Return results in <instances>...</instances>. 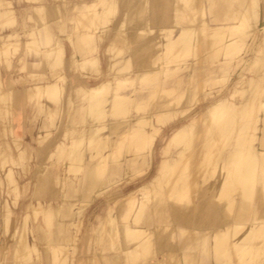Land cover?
<instances>
[{"label":"rangeland","instance_id":"rangeland-1","mask_svg":"<svg viewBox=\"0 0 264 264\" xmlns=\"http://www.w3.org/2000/svg\"><path fill=\"white\" fill-rule=\"evenodd\" d=\"M228 1L0 0V264H130L144 260L153 253L156 255L155 260L162 259L168 250L173 251L178 264H190V260L195 264L211 263V257L202 259L199 256L200 262L195 261V255L198 254L196 251L203 244L202 241L209 243L210 238L187 234V231L178 225L171 208L186 211L184 214H176L181 218L186 217L184 215L188 214L187 211L192 208L194 202L199 204L196 200H200L202 195L205 196L206 192H209V185L220 181L221 169L224 173L226 168H220L221 171H218L214 159L216 155L219 156L221 148L224 147L223 153L232 149L235 144L238 134L235 132L229 135L231 123L225 121L226 118H220L223 119L221 121L218 117L219 121L213 119L214 122L207 124L208 127L205 124L189 138L187 135L183 137L181 142H187L188 145L185 143V153L177 156L179 159L184 154L182 164L178 166L176 163V167L181 166L179 169L180 172L183 170L185 179L181 174L177 175L176 169H172L177 175L174 180H178L177 184L173 185V179H167L166 184H161L158 189L155 187V192L143 191L141 187L149 183L157 173L158 177L162 176L166 167L160 168L161 162L165 163L162 159L176 157L177 151L183 150L185 145L180 143L176 146V141L172 142L170 139L174 131L191 122L220 99H226L233 103V106H239L253 97L255 104H251L252 101L246 102L248 107L252 106L250 109L246 107L247 111H253L252 113L257 115L254 116L255 119L258 117L256 123H252L253 126L258 127L259 116H264V107L260 103L264 101V52L260 53V50L264 49V0H244L243 5L242 0ZM200 7L204 11L202 14L198 11ZM255 10L258 12L257 16L254 15ZM92 12L94 16L91 19L87 14ZM242 12L245 16L246 12L248 14L243 25L240 22L245 18ZM235 23H240V27H243L232 30L234 32L222 31L219 38L221 40L224 35L223 41L217 40V37L211 38L215 32H210L211 36L207 39V26ZM197 26H200L201 30L191 32L193 34L186 40L188 43L190 39L191 45L189 42V45L183 46H187V49H179L180 44L176 45L178 47H167L169 37L179 33L182 28ZM83 33L92 34L91 37L88 34L90 38H87ZM34 35L38 39L36 42L32 41ZM30 41L31 45L27 44ZM232 43L237 45V48H230ZM40 48H53L57 55L59 48L62 52L56 59L53 53L50 57L41 54ZM258 57L261 60L256 62ZM84 59L87 61L81 65ZM35 61L38 64H34ZM51 62L56 64L52 68ZM30 71H42L44 76L40 77L38 73L35 74L36 77L28 76ZM1 75L8 80L9 86L23 87L24 93L7 91L9 88L3 86ZM68 75L80 76L79 79L86 81L87 86L101 81L107 83L106 89L102 87L103 91L98 87L101 94L97 91L103 98V102L100 101L101 109L96 111V108L92 111L93 115L89 110L87 112L89 116H95L94 120L84 112L88 103L85 93L78 96L70 86L72 83ZM11 77L13 80L9 81ZM49 81L56 86L66 81L65 84L70 90L61 88L52 98H46L39 90H35L38 92L35 97L31 94L33 91L30 92L32 97L27 95L34 84ZM115 92L119 97L125 95L120 99L123 107L120 111L116 109V113L115 110L108 111L110 97ZM97 100L99 99H96V103ZM257 101L260 108H256L255 112H258L255 114ZM19 112L24 127L22 136L15 134L12 129V126H15L12 118L18 117L16 114ZM158 112L167 115L162 123L155 120ZM142 116L149 117V121L144 120V125L147 123L148 126L136 123ZM242 119L239 114L235 117L237 122ZM251 120L255 122L253 117ZM107 122L124 123L120 128L128 123L135 124L146 136L150 134V137L147 136V139L145 136V139L138 141L133 132L131 134V131L125 128L124 136L123 130L119 132L117 129L116 132L120 135L118 133L117 136L104 138V128L99 130L100 137L98 135L89 144L90 139L86 131L89 124L102 127ZM194 124L197 125V121ZM255 131H252L255 138L252 142L249 141L252 149L264 148V143H259L264 137L259 136L258 129ZM228 139L230 140L225 146ZM148 149L151 150L150 153ZM202 150L205 153H202ZM250 152L248 151L247 155L251 156L252 151ZM109 153L112 155L107 157ZM148 155L151 157L149 166L146 163L134 164L141 162V159L145 156L147 158ZM260 155L259 153L253 156L254 162H259L253 170L257 181L247 196V202L246 197L245 200L240 198V202L243 200L245 203L244 210L239 212L242 215L247 214L259 205L260 211H256L257 215L260 214L259 217L264 219V170L262 161H259ZM245 161L247 160L244 159ZM87 163L89 166L96 165L94 172L89 176H85L83 171V165ZM198 166L200 170L194 174ZM235 170L229 169L227 172L231 174ZM190 173L194 175L188 178V189L182 186L181 181L184 180L185 185V174L188 177ZM173 174L174 172L171 176ZM88 179L92 181V186L86 188L83 181L86 183ZM230 186L225 190H231V193L223 190L222 196L223 193L226 196L221 198V193L219 196H213L215 189L212 190L214 192L207 193L205 197H208L209 204L203 209L205 223L211 222L210 224L216 226V213L220 206L228 202V194L238 197V188L235 184ZM176 187L181 190L176 191ZM130 195L136 198L133 203L142 196L148 198L145 204L143 202L146 213L141 209L144 214H140V222L130 224H146L145 226L150 228L127 244L123 229L133 217L137 204L135 202L134 206L132 201L129 203ZM256 196L262 199L260 203L254 201ZM154 201L159 207L157 214L155 211L151 214L150 211ZM245 205L248 207L245 208ZM231 207L233 209L231 208L230 214H233L235 205ZM137 213L134 212L136 218ZM148 213L153 217V221ZM146 214L150 220L145 219L148 218ZM193 214L194 210L192 216ZM149 221L152 223L147 226ZM106 224H114L117 228V235L112 242L108 231L105 233L104 230L107 227L111 229L112 226ZM143 241L148 243L149 253L147 249L144 250L142 257H128L119 250L115 251L118 244L124 249ZM113 242L115 249L112 247ZM227 243L228 246L232 245L231 241ZM227 243L224 241L220 245L223 248ZM228 246L224 245L225 249L221 250V255L220 251L218 252L219 259L226 264H240V259L245 264H264V247L262 253L261 249L257 252L261 243L252 246L251 243L247 244L244 251L239 249L243 253V257L240 253L239 259V252L236 250L238 246L233 245L232 249ZM141 248L145 247L142 245ZM247 248L250 249L246 253ZM187 253H192V256L185 257Z\"/></svg>","mask_w":264,"mask_h":264},{"label":"bare ground","instance_id":"bare-ground-1","mask_svg":"<svg viewBox=\"0 0 264 264\" xmlns=\"http://www.w3.org/2000/svg\"><path fill=\"white\" fill-rule=\"evenodd\" d=\"M186 1V0H185ZM217 1V0H216ZM219 2H220V0H218ZM228 1V0H227ZM243 1L244 0H242V5H243ZM226 2V1H225ZM229 2V1H228ZM227 2V3H228ZM221 3L223 4V2L221 1ZM90 4V3H89ZM74 5V4H73ZM90 6V5H89ZM224 6V5H223ZM199 8V7H198ZM15 10V9H14ZM244 10V9H243ZM189 11V10H188ZM191 11V10H190ZM199 11V13L200 14H202L204 11H203V9H202V7H200V9L198 10ZM193 12V11H192ZM195 12V11H194ZM243 14L242 15H244L245 16V14H244V12H242ZM257 10H255L254 11V15H256L257 16ZM92 14V15H91ZM87 15H89L88 17L90 18L91 17V19L93 18V12L92 13H88ZM87 15H86V17H87ZM91 15V16H90ZM228 16H229V14H227ZM83 16L85 17V13L83 14ZM246 16H248V14H247V12H246ZM246 16H245V18H242V21L240 20V22L242 23V25H243V22H244V19H246ZM80 17H82L81 15H80ZM230 17H231V15H230ZM241 17H243V16H241ZM88 18V19H89ZM232 19V18H231ZM63 21V20H62ZM158 21V20H157ZM246 23L247 22H245V25H246ZM216 24V23H215ZM239 24V25H238ZM58 25V24H57ZM241 25V27H243ZM238 26L240 27V23H235V24H228V25H225V24H220V26H216V27H206V32H215V33H212V36H211V33L209 34V33H206L207 35V39H208V37H210L211 36V38L212 39H214L213 37H217V38H219V36H221L222 35V31H229V32H231L232 30H234V31H236V29H241V27L240 28H238ZM60 28V27H59ZM64 29H65V27H64ZM59 30V29H58ZM199 31V30H201L200 29V26H197V27H194V28H190V27H185V28H182L181 30H179V33H176L173 37H169L168 38V40H167V43H166V45H167V47H169V48H171V47H173V46H176V45H181V47L179 48V49H183L184 47H185V45H187L191 40L189 39V42L187 43V41H188V38L190 37V35H192L193 33H191V32H196V31ZM219 30V31H218ZM234 31H232V32H234ZM61 32V31H60ZM218 32V33H217ZM57 33V32H56ZM220 33V34H219ZM34 33H32V35H33ZM85 36L87 35V38L89 37V35L88 34H90V37H91V34L92 33H83ZM197 34H198V32H197ZM217 34V35H216ZM223 34H226V33H224L223 32ZM230 35H232L233 33H229ZM195 35V34H194ZM196 36V35H195ZM89 37V38H90ZM226 37H227V35H226ZM66 38V37H65ZM224 38V35L222 36V39ZM55 39V38H54ZM60 39V38H59ZM86 39V38H85ZM221 39V40H222ZM227 39V38H226ZM187 40V41H186ZM209 40V39H208ZM217 40H220V38L219 39H217ZM220 40V41H221ZM234 40V39H233ZM33 42H36V41H38V39L35 37V35H34V37H33V40H32ZM62 41V40H61ZM215 41H216V38H215ZM223 41V40H222ZM185 42H186V44H185ZM210 42H212V40L211 41H209V43ZM231 42H233V41H231ZM230 42V43H231ZM30 43H32L31 41L30 42H27V44H29V45H31ZM184 43V44H183ZM190 45H191V42L189 43ZM188 44V45H189ZM229 44V43H228ZM227 44V45H228ZM226 45V46H227ZM184 46V47H183ZM36 47H38V46H36ZM75 47V46H74ZM176 47H178V46H176ZM183 47V48H182ZM232 47H235V48H237V45H235V44H233L232 43V46H230V48H232ZM188 47L186 46V48H184V49H187ZM191 48V47H190ZM189 48V49H190ZM226 49V48H225ZM227 49L229 50V46L227 47ZM40 50V52H41V54H43V55H45V56H47V57H50V56H53L51 53H53L54 55H55V58L57 59V57L59 56V54H61V48H59V52H58V55H57V53L54 51V49L53 48H47V49H42V48H40L39 49ZM233 50V49H232ZM232 50H230V51H232ZM52 51V52H51ZM264 52V49H261L260 50V53H263ZM75 54V53H74ZM81 54V53H80ZM79 55V54H78ZM82 56V55H81ZM259 56V55H258ZM76 57V56H75ZM257 58V57H256ZM51 59H52V57H51ZM261 60V58L260 57H258V59H256V62L257 61H260ZM86 61H87V59H84L83 60V62L81 63V65H84L85 63H86ZM253 62V61H252ZM36 62H34V64H35ZM37 64H38V62H37ZM56 64H54L53 62H51L50 63V66H51V68L52 67H54ZM38 73V76H40V77H43L44 76V72H37ZM37 73L36 72H29L28 73V76H34L35 74L37 75ZM40 74V75H39ZM36 75L34 76V77H36ZM78 76V75H77ZM125 80V79H124ZM61 82V81H60ZM65 83H66V81H65ZM65 83H62L61 85L60 84H58L57 86L55 85V83H53V82H46V83H44V84H34V86H32V88H31V90L29 89L28 91V93H27V95L29 96V94H30V92L31 91H33V92H31V94L33 93L34 94V97L36 96L35 95V93H36V91L37 90H39V92H42V94L44 93V95L46 96V98L49 96H51V98L53 97V95H55V94H57L58 92H59V89H64V90H70V88L67 86V84H65ZM69 83H70V81H69ZM106 82L105 81H101V82H99V83H97V84H95V85H92V86H87L86 85V82H79V83H72V84H70V86L71 87H73L74 88V90L77 92V94H78V96H80V94H84L85 93V95H86V99H87V105H86V110L84 111V112H88V110H89V112H91V115H93L94 113H92V111H95V109H96V111H98L99 109H101L100 108V106H101V103L103 102L102 100H103V98H102V96L100 97V94L102 93V92H100V91H103V89H102V87L104 88V89H106V85H107V83L105 84ZM105 84V85H104ZM257 84V83H256ZM244 85V84H243ZM263 85V84H262ZM101 86V87H100ZM100 88V91H99V88ZM254 87V86H253ZM245 88V87H244ZM259 88H261V87H259ZM262 89V88H261ZM10 89H8L7 91H9ZM36 90V91H35ZM68 90V91H69ZM254 90V89H253ZM25 91V90H24ZM35 91V92H34ZM97 91H98V93H100V94H98L97 93ZM63 92V91H62ZM81 92H83V93H81ZM96 92V93H95ZM258 92H261V91H258ZM38 93V92H37ZM36 93V94H37ZM97 94V95H99L98 97H96L97 95H95V94ZM254 93V92H253ZM30 94V95H31ZM67 94V93H66ZM95 95V96H94ZM70 96V95H69ZM123 96H125V95H120V97H119V94L117 93V92H115V93H113L112 94V96L110 97V107H109V109H108V111L109 110H111V111H114L115 110V113L117 112V110L118 111H120L121 110V108L123 107V105L120 103V99H121V97H123ZM259 96V95H258ZM29 97H32V95L31 96H29ZM67 97V96H66ZM96 97V98H95ZM99 99V100H97V102L98 103H100V101H101V103L100 104H98V103H96V99ZM227 98V97H226ZM49 99V98H48ZM95 99V100H94ZM102 99V100H101ZM254 99L255 98H253V97H250L249 99H247L245 102H243V103H241L239 106L238 105H236L235 104V106H233V103H230V102H228L226 99H220L219 101H217V103H215V104H213L212 106H210L209 108H207L206 109V111L205 112H203L202 114H200L199 116H197V117H195L191 122H189L188 124H185V125H182V126H180V127H178L175 131H174V133L171 135V137H170V139H171V141L172 142H175L176 143V146H178L180 143H182V146H184L185 145V143L187 144V142H181V140L183 139V137L184 136H188V138L192 135V134H194V133H196V131L198 130H200V127H202L203 125H210V124H212L213 122H214V120L215 121H219V119L220 118H226V120L225 121H227V122H229V123H231V125H230V127H231V132L229 133V135L231 136L232 135V133H235V132H237V134H238V136L235 138V144L233 145V148L232 149H230V150H227L226 152H223L222 153V149L224 148H221V150H219V153H218V155L220 156H215L216 158L214 159L215 161V168H218L219 170L218 171H221L222 170V174H221V177H220V181L216 184L215 182L214 183H212V184H210L209 185V189L207 188V190L209 191V192H206V194H205V196L207 195V193H211V192H214V191H212L213 189H215V193L213 194V196L215 195H217V196H219L218 194H220L221 193V196H220V198L221 197H223L224 195L226 196V194L225 193H223V196H222V192H223V190L224 191H226L227 193H231V190H230V192L229 191H227V190H225V189H227L226 187H231L230 185H234L235 184V186L238 188V192H236V194L238 195V197L237 198H235L234 197V194H231V195H229L228 194V196H227V198H228V202L226 203V204H224V205H222V206H220L218 209H219V211H217V213H216V216H217V221H216V223H215V225L216 226H213L212 224H210V223H205L204 222V220L205 219H203L204 218V216H203V209H204V207H206L207 206V204H209L208 203V201H209V199H208V197H207V199H206V197L204 196V195H202L201 197H200V200H199V198H198V200H196V201H198L199 202V204H197V202H194V205H192V208L190 209V210H188L187 211V213L188 214H185L184 216H186V217H180V215H177L176 216V214H180L181 212L184 214L185 212H183V211H178V209H176V208H173L172 206V208H171V213H175V216H174V218L177 220V223H178V225L183 229L184 228V231H187V234H190V235H194V234H197V235H199V236H205L206 238H204V239H208V238H210V240H211V242H207V243H205V241H202L203 242V244H201V246H200V248L199 249H197V251L196 252H198V254L196 253V255H195V261H196V263H199L200 261H199V259H204V258H206V257H211L212 258V261H211V263L210 264H226V262H224L223 260H221V259H219V257H218V252L220 251V255H221V250L222 249H225V247H226V245L228 246V243L227 242H232V245H229L230 246V248L232 249V246L233 245H235V246H238L237 247V249L236 250H238V252H239V256H237L238 257V259H239V257L241 258V255L243 254V253H241L240 251H244L245 250V246L247 245V244H250L251 243V246L252 245H257L258 243H261V246H258L257 247V252H258V250L259 249H261V253H262V251L264 250V243L262 244V242H264L263 241V238H264V219H262V218H260L259 216H260V214L259 215H257L258 213L256 212L257 210H259L260 211V209H259V205L257 206V207H254L253 209H251V210H249V212H247V214H241V212H239V211H243L244 209H243V203H245V201L244 202H242L243 200H245V197H246V202H247V196H248V194H250L251 192H252V188H253V186L255 185V182L257 181V177L254 175V172H253V170H254V168H255V166H257L258 165V163L256 164L254 161V155L255 154H261L260 156H262L261 158H263V160L262 159H260V156H259V161H262V169L264 170V167H263V162H264V148H258V147H255L256 149H252V147H251V142H252V139H254L255 138V134H254V132H256L255 130L256 129H258L259 130V136L260 137H264V129H263V127H264V116L261 118L260 116H259V119H258V127H256V125H254L253 126V124L254 123H256V119L258 118H254V114L252 113V112H250V110H249V112L247 111V108L248 109H250V107H252L251 105L248 107L247 105H246V102L247 101H254ZM49 100H51V99H49ZM90 100V101H89ZM93 100H94V102H93ZM256 100H258V99H256ZM255 100V101H256ZM67 101V100H66ZM91 101H92V103H91ZM106 102V101H105ZM104 102V103H105ZM123 102V101H122ZM248 102V103H249ZM250 102L251 104H255V102ZM95 103V104H94ZM103 103V104H104ZM258 103H259V101H257V106L258 107H256V105H255V107H254V113L255 114H257V112H258V110H257V112H255L256 111V108H260V104L258 105ZM260 103H261V105L264 107V101H260ZM123 104H124V102H123ZM58 105V104H57ZM99 107H98V106ZM103 106V105H102ZM75 107V106H74ZM247 107V108H246ZM89 108V109H88ZM99 108V109H98ZM117 109V110H116ZM252 109V108H251ZM222 111H224L223 113H222ZM263 112H264V108H263V110H262ZM218 112H220V114H218ZM96 113V112H95ZM99 113V112H98ZM102 113L104 114V111H102ZM100 114V113H99ZM166 114H167V112H166ZM217 114V115H216ZM237 114H239L240 115V117L241 118H243L242 120H241V122L240 121H236L235 120V117H236V115ZM90 115V114H89ZM88 115V113H87V117H91V116H89ZM97 116H98V114H96ZM221 117H220V116ZM264 115V114H263ZM72 116V115H71ZM96 116V117H97ZM167 116V115H166ZM165 116V113L164 112H158L157 114H156V117H155V120L158 122V123H162V122H164L163 121V119L166 117ZM183 116V115H182ZM253 117V120H255V122H252V120H251V118ZM257 116V115H256ZM255 116V117H256ZM103 117V116H102ZM216 117V118H215ZM218 117H219V119H218ZM72 118V117H71ZM93 120L95 119V116H93V117H91ZM214 119V120H213ZM223 119H220L221 121L223 120ZM89 120V119H88ZM146 120H148L149 121V117H140L138 120H137V122L136 123H138V124H143L144 125V122ZM197 121V125H195L194 124V122H196ZM86 122H87V119H86ZM143 122V123H142ZM71 123V122H70ZM253 123V124H252ZM74 124V123H73ZM140 124V125H141ZM121 125H124V123H119V122H110V123H108L107 122V124H105V125H102V127L100 126H96V125H93V124H89V126H88V128H87V135H88V139H90V141H89V144H91L92 143V141L93 140H95L97 137H98V135H99V130H101V129H104V128H106V132L104 133V138H105V136H106V138L108 137V138H110V137H112V136H117L118 135V133L119 132H121L120 130H123V129H125V128H128L129 129V131H131L130 133L132 134V132H133V135H134V137L136 138V139H138V141H142L143 139H145V136H146V134L143 132V130L142 129H140V127L139 126H137V125H130V123H128V124H125V127L123 126V128L121 127L120 128V126ZM145 125H147V123H145ZM144 125V126H145ZM208 125H207V127H208ZM148 126V125H147ZM219 126V125H218ZM151 127V126H150ZM227 127V126H226ZM230 127H229V129H230ZM66 128H68V127H66ZM70 128V127H69ZM73 128V127H72ZM199 128V129H198ZM85 129V128H84ZM117 129H119L118 131L119 132H116V130ZM59 130V129H58ZM157 130H158V128H157ZM214 130V129H213ZM221 130V129H220ZM220 130H219V127H218V132H220ZM226 131H227V129H225ZM254 130V132H252ZM197 131V132H198ZM194 132V133H193ZM123 134V136H124V133H125V131L123 130V132H122ZM117 134V135H116ZM214 134V133H213ZM212 134V135H213ZM119 135H120V133H119ZM150 134H147V136H149ZM228 135V136H229ZM110 136V137H109ZM146 136V137H147ZM219 136V135H218ZM230 136H229V138H230ZM99 137H100V135H99ZM150 137V136H149ZM209 137V136H208ZM143 138V139H142ZM220 138V137H219ZM147 139H148V137H147ZM152 139H153V137H152ZM216 140V138H213V140ZM217 139H218V137H217ZM259 139V138H258ZM262 139V138H261ZM260 139V141H259V143H262V145H263V143H264V138L261 140ZM213 140H212V142H213ZM229 140L230 139H228V141H227V143L225 144V146L228 144V142H229ZM251 140V142L249 143V141ZM150 141V140H149ZM189 141V140H188ZM190 142V141H189ZM207 142H208V140H207ZM207 142H205V143H207ZM210 143V142H209ZM211 144V143H210ZM213 144H214V142H213ZM224 144V143H223ZM188 145V144H187ZM187 145H185L184 146V148H183V150L182 149H180L179 151H177V154H176V157L174 158H172V156H170V157H168L167 159H165V160H163L162 159V161H165V163H163V162H161V164H160V168L162 169V168H164L165 166V168H164V173L162 174V176L161 177H158L159 176V174L157 173L153 178H152V180L151 181H149V183H147V184H145V185H143L142 187H141V189L143 190V191H146V192H149V191H152V192H155L154 190L158 187V186H160L161 184H166L167 182V179L169 180V179H173V181L172 182H174V180L177 178V175L179 174H181L182 175V178H183V170L180 172V169L179 168H181V166L178 168V166L180 165V164H182L181 163V161H183L182 159L184 158V154L181 156V157H179V159H178V157L177 156H179V155H181V153L182 152H184L185 153V150H186V146ZM239 146V147H238ZM205 147V146H204ZM212 147V146H211ZM94 148V147H93ZM96 148V147H95ZM94 148V149H95ZM151 148V147H150ZM208 148V147H207ZM97 149V148H96ZM153 149V148H152ZM206 150V149H205ZM99 151V150H98ZM97 151V152H98ZM148 151H149V153L151 152V150H149L148 149ZM249 151H252V154H251V156H249V155H247V152ZM153 152V151H152ZM179 152H180V154H179ZM218 152V151H217ZM221 152V153H220ZM91 153V152H90ZM92 153H94V151L92 152ZM108 153V152H107ZM199 153V152H198ZM202 153H205V151L203 152V150H202ZM251 153V152H250ZM250 153H248V154H250ZM101 154V153H100ZM152 154V153H151ZM150 154V155H151ZM95 155V154H94ZM105 155V154H104ZM110 155H112V153H109L108 155H107V157H110ZM150 155H148V157L146 158V156H145V158L144 159H141V162L140 161H137L136 163H134V164H138V163H141V164H145L146 163V165L147 166H149V164L151 163L150 161H151V157H150ZM245 155H247V157L245 156ZM245 156V157H244ZM99 157H101V156H99ZM183 157V158H182ZM243 157V158H242ZM252 157H253V159H252ZM89 158V157H88ZM110 159V158H109ZM172 159V160H171ZM175 159V160H174ZM178 159V160H177ZM241 159H242V161H241ZM244 159L245 160H247V161H245L244 162ZM248 159H250V160H248ZM133 162H134V160H132ZM175 161V162H174ZM109 162V161H108ZM133 162H131V163H133ZM171 162V164H169ZM244 162V163H243ZM93 163V162H92ZM173 163V164H172ZM178 164V166L176 167V165ZM88 164V163H87ZM87 164L86 165H83V171H84V175L85 176H89L90 174H92V171L94 172V167H96V165L95 166H89V164H88V166H87ZM102 164H103V162H102ZM90 165H91V163H90ZM161 165H163V167H161ZM168 165H169V168H168ZM119 166V165H118ZM121 166V165H120ZM175 167V168H174ZM226 168L225 170H224V173H223V169H221L220 170V168ZM117 168V167H116ZM202 168H203V166H202ZM201 168V169H202ZM93 169V170H92ZM110 170H111V167L109 168ZM172 169H176V173H177V175L175 174V170H172ZM178 169V170H177ZM191 168H189V170H190ZM196 170H195V173L194 174H196V171L198 170H200L199 169V166H198V168L196 167L195 168ZM206 169V168H205ZM231 170L232 169V171H233V169L235 170V172H231V174L230 173H228L227 172V170ZM166 170H168V172H166ZM193 170H194V167H193ZM210 170V169H209ZM208 170V171H209ZM113 171H114V169H113ZM178 171H179V173H178ZM192 171V170H191ZM197 171V172H198ZM225 171H226V173H225ZM165 172H166V174H165ZM174 172V174L171 176V173H173ZM184 172H188V171H184ZM190 172V171H189ZM194 172V171H193ZM192 172V173H193ZM183 173V174H182ZM205 173V172H204ZM194 174H191L190 173V175H188V177L186 176V174H185V177H186V180H185V182L187 183H185V185H184V180H182L181 181V183H182V186H186L187 188L189 187L188 186V184H190L189 182H188V178L191 176V175H194ZM207 174V173H206ZM263 174H264V172H263ZM178 175V176H179ZM166 176H167V178H166ZM201 176H202V174H201ZM172 177V178H171ZM179 178H181V176L179 177ZM178 178V179H179ZM181 178V179H182ZM197 178V177H196ZM183 179H185V178H183ZM201 179H202V177H201ZM200 180V179H199ZM85 181V180H84ZM83 181V186L84 187H86V188H88V187H90V186H92V181H90V179H88L87 181H86V183ZM91 183H90V182ZM178 181V180H177ZM177 181L176 182H174L173 183V185H175V183L177 184ZM191 183H192V181H191V179L189 180ZM203 181V180H202ZM169 182V181H168ZM170 183V182H169ZM180 183V184H181ZM264 183V182H263ZM91 184V185H90ZM152 184H154L153 185V189L152 190H150L151 188H152ZM163 184V185H164ZM172 184V183H171ZM179 184V186L181 187V185ZM150 185H151V187H150ZM168 185V184H167ZM166 185V186H167ZM172 186V185H171ZM207 186V185H206ZM156 187V188H155ZM169 187H170V185H169ZM233 187V186H232ZM185 188V187H184ZM158 189V188H157ZM156 189V190H157ZM161 189V188H160ZM174 189V188H173ZM176 189H180L181 190V188H175V190ZM189 189V188H188ZM187 189V190H188ZM179 190V191H180ZM183 190V189H182ZM186 190V189H185ZM229 190V189H228ZM235 190V189H234ZM177 191V190H176ZM184 191V190H183ZM199 192V191H198ZM232 192H234V191H232ZM180 195H181V192H180ZM257 195H259V194H257ZM197 196H199V193H198V195ZM209 196H210V194H209ZM230 196V197H229ZM242 196V197H241ZM217 198H219V197H217ZM226 198V197H225ZM240 198L242 199L243 198V200H241V202H240ZM256 198V199H255ZM254 198V201H258L259 203L261 202L260 200H262V199H260L259 198V196L257 197H255ZM134 199H136L135 198V196L134 195H130V197H129V203H130V201H132V203H133V201H134ZM146 200H148V198H146V197H140L137 201H135L137 204H136V206H135V202L133 203V205L135 206V210H134V212L135 213H137V211H138V213H139V215H138V213H137V218H136V214H135V217H134V212H133V217H131L130 218V222L128 223V220H127V223H128V225H125L124 226V229H123V232H124V237H125V239H127V244H129L131 241H133L134 239H136V237L139 235V234H143V233H145L146 232V230H148L149 228L148 227H146L145 225H140V226H133V225H131L130 223L131 222H133L134 224H137V223H139L140 222V216H142V215H140L141 213H143V212H145L146 213V207H145V209H144V204L146 203ZM143 202H144V204H143ZM258 203V204H259ZM233 204L235 205V207H234V212H233V214H230V211H231V206H233ZM247 204V203H246ZM71 205H73V204H71ZM157 205L158 204H156L155 203V201H154V203L152 204V207L150 208V209H147V210H150L151 211V214H152V212H154L155 211V213L157 214V212L159 211V207H157ZM130 207L132 208L133 206H132V204H130ZM246 207H248V206H246L245 205V208ZM131 208H129L130 209V212H131ZM134 208V207H133ZM132 208V209H133ZM139 209V210H138ZM141 209H143V212H141ZM233 209V208H232ZM194 210V214H193V216H192V211ZM149 211V212H150ZM190 212H191V214H190ZM243 213V212H242ZM75 214H76V212H75ZM144 214V213H143ZM149 214V216H150V218L152 217L151 216V214L150 213H148ZM148 214H146L147 216H148ZM190 214V215H189ZM189 215V216H188ZM145 216V215H144ZM146 216V217H147ZM149 216H148V218H145V219H149L150 220V218H149ZM129 218V217H128ZM127 218V219H128ZM111 221H113L112 219H111ZM123 221H125V220H123ZM147 221V220H146ZM146 221H145V223H146ZM152 221H153V217H152ZM152 221L150 222V223H148L147 224V226H149L151 223H152ZM169 223V222H168ZM141 224V223H140ZM107 225V224H106ZM210 225H212V226H210ZM107 226H109V227H111V229H109L108 227L106 228V229H104V230H106L105 231V233L108 231V233H109V237H110V240H111V242L113 241V238L117 235V228L115 227V225L113 224V225H107ZM144 226V227H143ZM108 229V230H107ZM173 230V229H172ZM107 233V234H108ZM240 233V234H239ZM96 234V233H95ZM239 234V235H238ZM122 235V234H121ZM120 235V236H121ZM208 235L210 236V237H208ZM99 236H100V234H99ZM117 238V237H116ZM120 238V237H119ZM116 240V239H115ZM122 240V239H121ZM261 240H262V242H261ZM175 241V240H174ZM224 241H226V243L227 244H224L225 245V247H224V245H223V248H222V246L220 245L221 243H223ZM56 243V242H55ZM253 243V244H252ZM115 244H116V242H115ZM135 244V243H134ZM59 245V244H58ZM119 245V244H118ZM116 246V249H115V245H114V242L112 243V247L115 249V251L116 252H118V250L121 252V254H123V255H125V256H128V257H134V255H140L141 257L144 255L143 254V251L144 250H146L147 249V252L149 251L148 249H149V245H148V243L146 242V241H143L142 243H139L138 245H132V246H129V247H126V248H122L120 245L119 246ZM143 245V248L144 249H142L141 248V246ZM228 246V247H229ZM235 246H234V248H235ZM249 247V246H248ZM255 247V246H254ZM261 247V248H260ZM111 248V247H110ZM262 248H263V250H262ZM186 248L184 247V250H185ZM189 249H192V248H190L189 247ZM227 249V248H226ZM239 249H240V251H239ZM250 249V248H249ZM248 248H247V250H246V253L247 252H249L248 250H249ZM254 248H252V251H254L253 250ZM236 250H234V251H236ZM225 251V250H224ZM224 251L222 252V254H224ZM200 252V253H199ZM237 252V251H236ZM235 252V253H236ZM264 252V251H263ZM115 253V252H114ZM149 253V252H148ZM173 253V251L172 250H168L167 251V254L165 255V256H163L162 257V259H159V258H157L156 260H155V254L153 253V254H151V256H148L146 259H142L141 261H137V262H135V263H130V264H178V262L175 260V256L172 254ZM180 253V252H179ZM240 253H241V255H240ZM259 253V252H258ZM119 254V253H118ZM165 254V253H164ZM194 254V253H193ZM200 254V255H199ZM177 255V254H176ZM160 256V255H159ZM190 256H192V253H187V255H185V257H189L190 258ZM199 256H201V258H199ZM257 256V254H255V257ZM141 257H139V258H141ZM242 257H243V255H242ZM135 258V257H134ZM154 258V259H153ZM253 258V257H252ZM152 259V260H151ZM155 260V261H154ZM251 260V259H250ZM244 261V260H243ZM249 261V260H248ZM256 261V260H255ZM125 262H128V261H125ZM190 264H195V263H192V261L190 260V262H189ZM249 263V262H248ZM253 263V262H252ZM251 263V264H252ZM200 264V263H199ZM240 264H245L244 262H241V259H240Z\"/></svg>","mask_w":264,"mask_h":264},{"label":"crops","instance_id":"crops-1","mask_svg":"<svg viewBox=\"0 0 264 264\" xmlns=\"http://www.w3.org/2000/svg\"><path fill=\"white\" fill-rule=\"evenodd\" d=\"M35 62L37 63V61H35ZM40 72H42V71H40ZM68 77L71 79V83H73V84L74 83H79V82H86L84 80L79 79L80 76L79 77H76L75 75H73V76L72 75H70V76L68 75ZM11 80H13L12 77L9 79V81H11ZM1 82H2V84H3L4 87L9 88L12 92H23L22 90H24L23 87H15L14 88V87L9 86V84L7 83L8 80L7 79L5 80L4 77H3V75H1ZM19 114H20V112L16 114V116H18V117H13L12 118V122L14 121L13 124H15V126H12V129H13V132L15 134L22 136L21 134H23L22 130H23L24 127L22 125V121H20Z\"/></svg>","mask_w":264,"mask_h":264}]
</instances>
